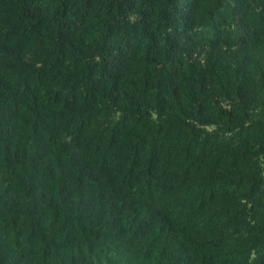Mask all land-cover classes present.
<instances>
[{"label": "trees", "instance_id": "trees-1", "mask_svg": "<svg viewBox=\"0 0 264 264\" xmlns=\"http://www.w3.org/2000/svg\"><path fill=\"white\" fill-rule=\"evenodd\" d=\"M0 264H264V0H0Z\"/></svg>", "mask_w": 264, "mask_h": 264}]
</instances>
